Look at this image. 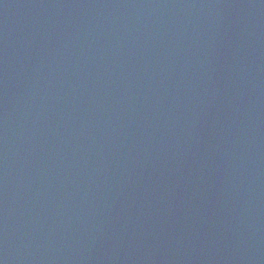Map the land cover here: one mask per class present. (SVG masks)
<instances>
[{
  "label": "water",
  "instance_id": "95a60500",
  "mask_svg": "<svg viewBox=\"0 0 264 264\" xmlns=\"http://www.w3.org/2000/svg\"><path fill=\"white\" fill-rule=\"evenodd\" d=\"M0 264H264V0H0Z\"/></svg>",
  "mask_w": 264,
  "mask_h": 264
}]
</instances>
